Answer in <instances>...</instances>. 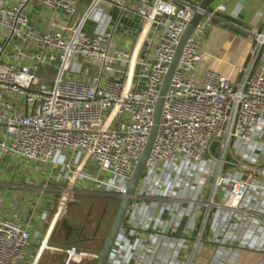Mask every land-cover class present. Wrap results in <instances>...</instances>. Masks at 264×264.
<instances>
[{"label": "built area", "instance_id": "built-area-1", "mask_svg": "<svg viewBox=\"0 0 264 264\" xmlns=\"http://www.w3.org/2000/svg\"><path fill=\"white\" fill-rule=\"evenodd\" d=\"M77 2L0 0V176L7 159L32 163L37 171L47 168L49 180L63 184L54 217L76 190L125 194L151 132L163 78L200 4L92 0L80 16ZM99 3L120 13L115 21L101 20L95 35L88 36L83 28ZM224 12L222 4L201 12L184 44L136 200L147 198L141 186L161 166L192 169L205 160L213 172V198L222 191L223 202L211 199L204 205L243 213L239 206L245 198L264 196V34L253 36L249 61L234 81L213 70L197 75L202 52L196 37L207 34ZM89 167L94 173L89 174ZM42 189L49 190L44 183ZM65 197L69 201L59 211ZM125 223L108 264H130L128 249L133 264L143 262L125 234ZM32 242L26 227L0 218V264H21ZM47 242L39 243L38 255L49 249ZM55 250L67 254L64 264L74 261L71 253L78 260L96 258L74 247Z\"/></svg>", "mask_w": 264, "mask_h": 264}, {"label": "rangeland", "instance_id": "rangeland-1", "mask_svg": "<svg viewBox=\"0 0 264 264\" xmlns=\"http://www.w3.org/2000/svg\"><path fill=\"white\" fill-rule=\"evenodd\" d=\"M91 1L92 0H78L77 13L80 16L84 13ZM100 11L101 13H99ZM119 13L120 10L115 6H110L107 3H99L95 12L86 21L83 32L88 36L95 35V28L99 29L98 23L101 20L109 17L111 21H115ZM96 69V67L92 68L93 71H96ZM39 75H43V72H40ZM49 76L52 78L53 72L49 73ZM231 81H234V79ZM212 153H214L213 150ZM2 164V171L8 173L9 170H13V172H17V176L14 174L15 178L10 174L9 177H13L11 184L7 183L6 179L3 180L2 177L0 178V185L2 188L10 194L15 193L17 197V199H14L15 203L16 201L25 202L24 199H26L28 204H33L37 207L41 206L42 203H44L43 201H46L48 197L51 209H49L47 211L48 213H45V215L43 212H39L41 218H43V216L45 218L49 215V222L45 226L48 229L56 214L60 200L59 194L51 190H60L58 188H62V183L56 182L55 180L50 181L47 173L49 170L45 167L37 171V168L33 166L32 163H27L18 159H7ZM179 168L182 172L184 171V180L182 183L185 184L184 186L181 185L179 188H176L174 193H170L166 190L165 193H163L157 189L162 183V179L157 176L151 180L158 181L157 184H154V189L150 190V188H146L149 198L162 199L166 197V199H168L167 203L170 204H173L174 201L170 199H181L187 202V206L181 209L176 206L165 207L167 210V217L170 218V221L174 219L176 222H179V225H181L180 231L189 235V239L179 240V254L175 253L173 255L172 251L169 252L172 256L171 258H173L170 260L171 263L177 261L179 264H195L202 256L201 254H203L205 247L209 249L208 255L206 256V264H233L238 258L235 251L247 249L248 251L254 250L264 252V225L244 217L243 213L204 205L209 203L211 199L205 196H202L201 199L196 197V195H200L201 192L199 187L194 186V181L191 184V178L195 177V174L190 175L188 173L191 168L184 165H180ZM49 169L52 170L51 168ZM94 171L93 167L88 168L89 174L94 173ZM58 172L59 170L53 171V176H57ZM206 173H208V171H206L205 174ZM27 180L31 182V186L27 187V189H23V185H29ZM151 181L145 183L149 184ZM43 183L46 184V187L50 191L48 189V191L42 189ZM68 201L69 199H67V197L61 200L59 211ZM212 202L222 204L223 199L214 196ZM119 203V199H112L105 196L98 198L86 194L83 189L76 190L70 203H67L63 208L59 218L58 214L57 217H55L56 219L58 218V221L54 224L48 238H45V242L48 239L47 245L49 249H45L38 255L39 243H41L44 238H41L38 243H33V241L27 250L25 261L21 264H64L67 260V254L56 251L55 249L57 247L55 246L74 247L86 251H99L103 244H99V241L93 243L94 240L90 238L95 233L94 231L97 225L101 222L96 238L101 237V240L105 239L113 223ZM46 205H48V202H46ZM239 209L244 208L239 206ZM246 209L264 214V206L260 207L255 205L254 207ZM29 210H31V208ZM246 214H251V212H247ZM82 230L83 233H81ZM70 255L74 261H71L69 264H96L95 260L89 258L78 260L80 256L76 253ZM34 259L36 263L33 262ZM262 262H264V259Z\"/></svg>", "mask_w": 264, "mask_h": 264}, {"label": "crops", "instance_id": "crops-1", "mask_svg": "<svg viewBox=\"0 0 264 264\" xmlns=\"http://www.w3.org/2000/svg\"><path fill=\"white\" fill-rule=\"evenodd\" d=\"M192 1L201 2V0ZM217 4H222L225 7V12L212 23L207 33V38L201 42L202 59L197 75L201 76L205 71L213 70L228 76L230 80H235L238 69L245 67L249 61L253 47V36L259 33L264 34V0H216L210 7ZM179 167L161 166L157 172V177L162 179V183L157 189L163 193H165V190L174 193L176 188L181 185L184 186L185 183H182L184 171L182 172ZM206 171L208 173L205 174ZM1 172L0 178L6 179V182L10 184L13 178L9 177L10 174L17 176V172H13V170H9L8 173L6 171ZM188 173L190 175L195 174V177L191 178V184L194 181V186L200 188L201 193L196 195V197L201 199L202 196H205L208 199H213L214 179L210 162L205 160L202 166L193 168ZM157 183V180L151 181L149 184L143 183L141 190L148 193L146 188L153 190L154 184ZM22 188L27 189L26 185H23ZM51 191L60 194L59 190L54 189ZM222 195L223 192L220 191L217 197L222 199ZM163 198L154 199L148 196L147 198H140L132 203L128 211L125 225L128 226L129 224V229L125 230V234L132 244L135 243L134 246L137 247V250L143 256V262L137 261V263L134 262L135 264H171L170 260L173 258H171L172 256L169 252L172 251L173 255L175 253L179 254V240L189 239V235L180 231L181 225H179V222L174 219L170 221L165 209L168 206H176L181 209L187 206V202L181 199H170L174 200L173 204H170L167 203L168 199L166 197ZM14 199H17L15 193L10 194L0 185V218L15 219L26 227L31 233L33 243H38L41 238H48L59 218L56 219L54 217L50 227L47 229L45 226L49 222V215L45 218L44 216L43 218L39 216V212H43L45 215L51 209L48 197L41 206H37V204V207L33 204H28L26 199H24L25 202L16 201V203ZM46 202H48V205H46ZM255 205L264 206V196L262 194H258L254 199L251 197L244 199L240 205V207L244 208L241 209L244 210L243 216L264 225V214L246 209ZM30 208L31 210H29ZM247 212L252 214H246ZM208 231L210 232L209 229ZM130 250L128 249V252H126L128 253L126 259L130 264H133V260H131L133 255H129ZM208 252L209 249L205 247L203 254H201L202 256L195 264H206ZM235 253L238 258L233 264H264L262 262L264 252L248 251L246 249L235 251Z\"/></svg>", "mask_w": 264, "mask_h": 264}, {"label": "water", "instance_id": "water-1", "mask_svg": "<svg viewBox=\"0 0 264 264\" xmlns=\"http://www.w3.org/2000/svg\"><path fill=\"white\" fill-rule=\"evenodd\" d=\"M214 1L216 0H201L200 4H199V12H197L192 20L190 21V23L188 24L186 30L184 31L183 35L181 36L179 43L176 47L172 62L168 68V71L166 73V75L163 78L162 84H161V88H160V92H159V97L157 99L155 108H154V115H153V125L151 128V132L150 135L148 137L146 146L144 148V151L139 159L138 164L135 167L134 173L132 175L131 180L128 183V186L126 188L125 194L123 196H117V199L120 200L119 206L117 208V212L115 214L113 223L110 227V230L104 240V244L102 246V248L97 251V252H92V251H86V250H81V249H75L76 252H84L86 254H91L94 255L97 258L96 264H108V259L109 256L112 252V249L115 245L117 236L119 234V232L124 228V222L125 219L127 217L128 214V210L132 204V202L134 200H136L137 195H136V190L137 187L140 183L141 177L144 173V169L155 139V136L157 134V130H158V124H159V119H160V113H161V108H162V104H163V99L165 96V93L168 89L169 86V82L171 80V77L176 69V66L178 64L182 49L184 47L185 42L188 40V38L191 36L195 26L198 24V22L201 20L202 18V14L201 12L206 11L211 4L214 3ZM122 22H125L126 19L122 18L121 20ZM133 23H138L139 19L135 18L133 20ZM131 23V22H130ZM136 27V25L134 26ZM119 29H116V32H119ZM152 31L153 28L151 29L150 33L148 34V39H151L152 37ZM207 38V34L203 35V36H197L196 40L199 42H202L203 40H205ZM119 46V44H118ZM147 44L144 45L143 50H146ZM59 249H68L69 247H61V246H55Z\"/></svg>", "mask_w": 264, "mask_h": 264}, {"label": "flooded vegetation", "instance_id": "flooded-vegetation-1", "mask_svg": "<svg viewBox=\"0 0 264 264\" xmlns=\"http://www.w3.org/2000/svg\"><path fill=\"white\" fill-rule=\"evenodd\" d=\"M91 196H95V197H98V198H102V197H104V195H91ZM105 197H110V198H112V199H117V196H115V195H113V196H105ZM100 225H101V222L97 225V227H96V229H95V233L93 234V236L90 238V239H92V240H94V242L93 243H97V241H99L100 243L99 244H104V240L105 239H102L101 240V237H98V238H96L97 237V231L99 230V227H100ZM81 233H83V230L81 231ZM100 236V235H99ZM96 238V239H95ZM100 238V239H99ZM106 238V237H105ZM101 246H103V245H101ZM102 248V247H101ZM76 249V248H75ZM92 252H97V250H93ZM89 255H91V254H89ZM89 259H93V260H95V261H97V258H94V257H90L89 256Z\"/></svg>", "mask_w": 264, "mask_h": 264}, {"label": "bare ground", "instance_id": "bare-ground-1", "mask_svg": "<svg viewBox=\"0 0 264 264\" xmlns=\"http://www.w3.org/2000/svg\"><path fill=\"white\" fill-rule=\"evenodd\" d=\"M235 204L234 203H232V205H230V207H232V206H234ZM71 254H74V253H71Z\"/></svg>", "mask_w": 264, "mask_h": 264}, {"label": "trees", "instance_id": "trees-1", "mask_svg": "<svg viewBox=\"0 0 264 264\" xmlns=\"http://www.w3.org/2000/svg\"><path fill=\"white\" fill-rule=\"evenodd\" d=\"M215 20H216V19H215ZM215 20H214V21H215Z\"/></svg>", "mask_w": 264, "mask_h": 264}]
</instances>
